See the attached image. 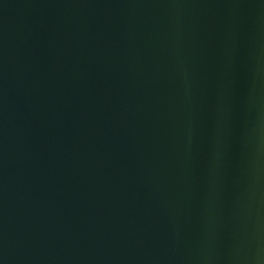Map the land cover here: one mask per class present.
<instances>
[{
  "label": "water",
  "instance_id": "1",
  "mask_svg": "<svg viewBox=\"0 0 264 264\" xmlns=\"http://www.w3.org/2000/svg\"><path fill=\"white\" fill-rule=\"evenodd\" d=\"M0 264H264V0H0Z\"/></svg>",
  "mask_w": 264,
  "mask_h": 264
}]
</instances>
